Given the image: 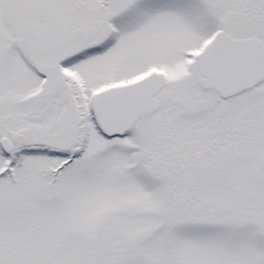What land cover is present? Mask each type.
I'll return each instance as SVG.
<instances>
[{"label":"snow or ice","instance_id":"6c2138e0","mask_svg":"<svg viewBox=\"0 0 264 264\" xmlns=\"http://www.w3.org/2000/svg\"><path fill=\"white\" fill-rule=\"evenodd\" d=\"M0 264H264V0H0Z\"/></svg>","mask_w":264,"mask_h":264}]
</instances>
